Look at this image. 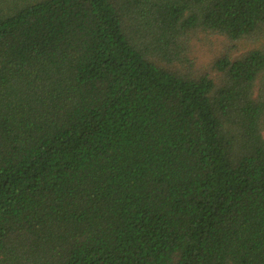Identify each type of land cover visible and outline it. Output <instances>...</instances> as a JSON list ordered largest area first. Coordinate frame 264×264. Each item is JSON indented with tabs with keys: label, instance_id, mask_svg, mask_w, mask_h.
I'll use <instances>...</instances> for the list:
<instances>
[{
	"label": "trees",
	"instance_id": "trees-1",
	"mask_svg": "<svg viewBox=\"0 0 264 264\" xmlns=\"http://www.w3.org/2000/svg\"><path fill=\"white\" fill-rule=\"evenodd\" d=\"M0 264H264V0H0Z\"/></svg>",
	"mask_w": 264,
	"mask_h": 264
}]
</instances>
